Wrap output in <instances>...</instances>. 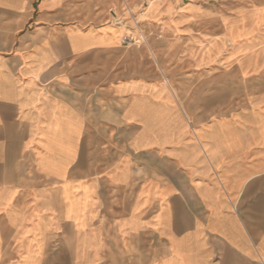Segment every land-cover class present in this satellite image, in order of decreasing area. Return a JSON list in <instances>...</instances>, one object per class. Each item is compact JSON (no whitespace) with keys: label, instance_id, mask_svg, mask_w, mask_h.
<instances>
[{"label":"crops","instance_id":"1","mask_svg":"<svg viewBox=\"0 0 264 264\" xmlns=\"http://www.w3.org/2000/svg\"><path fill=\"white\" fill-rule=\"evenodd\" d=\"M0 0V264H264V0Z\"/></svg>","mask_w":264,"mask_h":264},{"label":"rangeland","instance_id":"2","mask_svg":"<svg viewBox=\"0 0 264 264\" xmlns=\"http://www.w3.org/2000/svg\"><path fill=\"white\" fill-rule=\"evenodd\" d=\"M169 1H171V0H169ZM189 1L193 2V3H198V4H210V5L211 4H218V3H227V0H188L185 3H189ZM149 2H150V5H153L155 7H161L164 5V4H159L158 2H154L153 0H150ZM176 2L178 3V5L180 4L181 6H183L182 5L183 3L181 2V0H176Z\"/></svg>","mask_w":264,"mask_h":264},{"label":"built area","instance_id":"3","mask_svg":"<svg viewBox=\"0 0 264 264\" xmlns=\"http://www.w3.org/2000/svg\"><path fill=\"white\" fill-rule=\"evenodd\" d=\"M154 2H158L159 4H165V3H167L169 0H153ZM188 1V0H187ZM181 2L183 3H185V1L184 0H181Z\"/></svg>","mask_w":264,"mask_h":264},{"label":"water","instance_id":"4","mask_svg":"<svg viewBox=\"0 0 264 264\" xmlns=\"http://www.w3.org/2000/svg\"><path fill=\"white\" fill-rule=\"evenodd\" d=\"M185 2H187V0H184Z\"/></svg>","mask_w":264,"mask_h":264}]
</instances>
